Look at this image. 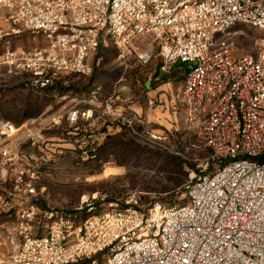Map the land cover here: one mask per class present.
Listing matches in <instances>:
<instances>
[{
	"label": "built area",
	"instance_id": "2783aa9c",
	"mask_svg": "<svg viewBox=\"0 0 264 264\" xmlns=\"http://www.w3.org/2000/svg\"><path fill=\"white\" fill-rule=\"evenodd\" d=\"M240 26L264 30V0H0V74L25 91L69 85L93 73L107 40L122 58H160L165 73L184 63L179 98L192 147L209 152L184 203L94 193L72 210L44 209L42 178L81 148L88 128L109 117L154 144L162 130L115 111L99 89L88 102L55 93L60 111L19 124L0 119V264H264V36L238 55L226 37ZM54 138L67 146L49 156Z\"/></svg>",
	"mask_w": 264,
	"mask_h": 264
},
{
	"label": "rangeland",
	"instance_id": "374dc122",
	"mask_svg": "<svg viewBox=\"0 0 264 264\" xmlns=\"http://www.w3.org/2000/svg\"><path fill=\"white\" fill-rule=\"evenodd\" d=\"M259 36H264V30L240 26L231 29L226 38L233 40L237 54L241 55L252 51V41ZM105 43L107 49L94 58L93 74L78 83L81 96L74 98L88 102L91 92L99 88V100L114 97L117 110L124 105L128 111L148 117L154 129L162 130L164 139L154 144L132 132L133 138L129 136L131 140L127 147L122 148L124 144H103L105 135L100 133L105 126L103 123L88 128L85 137L79 138L81 148L68 152L49 178L43 180L46 189L41 206L72 210L81 204L84 196L91 197L94 193L107 195L109 200L133 197L150 206L180 204L186 199L185 186L190 174L209 155L206 150L196 151L192 147L196 138L186 124L179 98L184 79L177 76L169 82H158L155 75L160 58L143 65L133 55L122 58L120 49L110 40ZM2 89L14 90L12 93L7 91L2 103H12L18 93L27 95L17 79L1 73L0 97L4 93ZM171 98L176 99L174 108L169 104ZM151 99L155 101V107L149 105ZM68 104L73 106L75 103ZM47 111L43 109L29 118ZM3 118L9 120L0 109V119ZM108 130L114 133L120 128L115 126ZM53 140L58 143L49 150V156L57 148L67 146L60 138ZM96 150H101L98 160L90 156L91 151ZM108 169H112L111 173H106ZM2 238L0 232V252L6 248Z\"/></svg>",
	"mask_w": 264,
	"mask_h": 264
},
{
	"label": "trees",
	"instance_id": "16d2710c",
	"mask_svg": "<svg viewBox=\"0 0 264 264\" xmlns=\"http://www.w3.org/2000/svg\"><path fill=\"white\" fill-rule=\"evenodd\" d=\"M107 47H108L107 43L103 42L100 45L99 49L96 51L94 58H95L97 53H100L101 51H103V49H107ZM94 61H95V59H94ZM94 64L95 63H93V66H94ZM161 64H162V62L160 63L158 71L156 72V75H155L156 81H158V82H167L168 81L169 82L177 76L185 79V77H186V66L184 65V63H177L170 70V72H166V73L161 70ZM93 71H94V67H93ZM91 75H89V76H91ZM89 76L73 77L70 79L69 85H63V84H61L60 81H56L53 85H50L46 89L42 90V92L27 91V95H25V96L18 93L14 97V100L12 101V103H2L1 102L3 97L5 95L6 96L8 95L7 91H11V89H9V90L2 89V91L4 93H2V95L0 97V109L5 112V114L7 115V117L9 118L10 121H12L16 124L22 123L23 121H25L29 117L39 113L43 109H46V111L48 110L47 112H49V113L58 112L63 108L65 103L63 101H60L59 99L55 98L54 94L57 93L60 96L68 94L71 97H76L77 95L81 96V94H80L81 88L78 87V83L80 80L85 79ZM97 86L98 85H96L94 87H97ZM96 89H99V88H96ZM13 91L14 90H12L11 93ZM32 97H34V100H32ZM123 106H122V109H125L126 107H123ZM113 107H114V110L116 111L117 106L115 105V103H114ZM102 123H103L102 125H105L102 127V130L100 132V133L105 135V140H104L103 144H105V145H108V144H124V146L122 148L127 147L128 140H131V138H129V136L133 138L132 131L128 126L121 125L119 121L111 119L109 117H107ZM113 123H115V125ZM115 126L119 127L120 130L116 131L114 133L109 132L108 129H111ZM61 129H62V127L58 128V129H52L49 132L51 134H54V133H58L59 131H61ZM125 136L128 138H126ZM194 137H195V135H194ZM105 145H103V146H105ZM101 150H102V148H101ZM101 150H100V152H98L97 150L91 151L92 153L90 154V156L92 157V159H97V160L100 159ZM261 160H264V154L261 156ZM51 174H52L51 172L47 173V175H45L42 178V183H43V180L48 179L49 178L48 176H50ZM185 201H186V199L184 200V202ZM184 202H182V203H184ZM91 214L92 213H84L82 218H86V217L90 216ZM87 263H88V261H85V262H82L79 264H87Z\"/></svg>",
	"mask_w": 264,
	"mask_h": 264
},
{
	"label": "bare ground",
	"instance_id": "6f19581e",
	"mask_svg": "<svg viewBox=\"0 0 264 264\" xmlns=\"http://www.w3.org/2000/svg\"><path fill=\"white\" fill-rule=\"evenodd\" d=\"M112 169L106 170V173H111Z\"/></svg>",
	"mask_w": 264,
	"mask_h": 264
},
{
	"label": "crops",
	"instance_id": "0c3cea01",
	"mask_svg": "<svg viewBox=\"0 0 264 264\" xmlns=\"http://www.w3.org/2000/svg\"><path fill=\"white\" fill-rule=\"evenodd\" d=\"M121 110H122V108H121V109H118V110L116 109L117 112H119V111H121Z\"/></svg>",
	"mask_w": 264,
	"mask_h": 264
}]
</instances>
